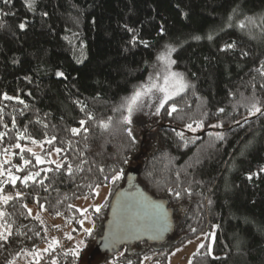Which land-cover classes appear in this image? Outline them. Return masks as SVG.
<instances>
[{
    "label": "trees",
    "instance_id": "1",
    "mask_svg": "<svg viewBox=\"0 0 264 264\" xmlns=\"http://www.w3.org/2000/svg\"><path fill=\"white\" fill-rule=\"evenodd\" d=\"M166 47L173 49L172 72L188 87L161 109L155 150L132 169L180 219L179 239L168 249L138 245L147 248L121 255L118 264H167L175 248L205 234L191 264H264V75L257 71L264 63V0H34L31 10L26 0H0V159L12 153L9 164L20 169L28 161L15 185L0 177V197H11L0 201V225L13 231L9 243L0 242V264H19L46 242L29 208L79 230L76 201L93 200L109 186L105 206L89 211L94 226L86 241L93 242L138 151L121 106L155 81ZM253 104L261 112L250 114ZM173 105L178 111L169 116ZM188 124L202 132L189 134ZM17 144L61 151L56 164L38 165ZM67 253L58 264H78Z\"/></svg>",
    "mask_w": 264,
    "mask_h": 264
},
{
    "label": "rangeland",
    "instance_id": "2",
    "mask_svg": "<svg viewBox=\"0 0 264 264\" xmlns=\"http://www.w3.org/2000/svg\"><path fill=\"white\" fill-rule=\"evenodd\" d=\"M170 47H166L160 57V74L156 77L155 81L151 85H157L162 87L164 85V76L168 74L169 71L172 72L171 68L167 69L168 61L171 60V51H169ZM167 69V70H166ZM148 87V86H147ZM182 93V92H181ZM177 96V95H176ZM176 96H173L175 98ZM163 98V93L159 92L156 88H153L152 91L143 96L140 101V107L138 110L134 111L132 114V123L127 124L128 129H131L133 135L136 140L137 154L130 161L127 170L135 168L137 166H141L142 162L146 160L151 154H153L156 147V127L160 124L159 114H156V107L159 106L160 99ZM171 100V99H170ZM169 101V100H168ZM166 101L165 104L168 102ZM164 104V105H165ZM127 115V112H126ZM189 134L196 136L202 132V129H189ZM20 151L23 148H18ZM30 149V151H29ZM23 150H26L28 153L35 156L36 163L38 165H54L58 160V153L53 152L51 154H43V146L42 145H33L31 147H26ZM15 156V155H14ZM12 153L4 155L0 159V172L3 175L5 182H9V175L19 178L18 173L21 172L22 168L26 166L24 163L20 168H16L11 166L9 163L13 160ZM39 156L42 162H37L36 157ZM8 161L9 163H4V161ZM124 173V176H125ZM121 178V176H120ZM16 180V181H17ZM120 180V179H119ZM125 180V179H124ZM124 182V181H122ZM12 184V183H11ZM122 185V184H121ZM111 193V188L109 186L100 187L95 191V198L93 200L88 198H81L74 204V208L78 211V209L83 210L87 209L86 212L81 214V211H78L82 216V223L80 224V229L76 230L72 226L65 225L64 222L59 218H51L43 213L42 210L37 209L36 207L29 208L31 211V215L37 218L44 230L46 235V242L40 245L32 254H28L26 257H21L18 260L19 264H58L57 262V254L55 253L56 248L59 244H63L65 241L71 244L70 250L72 252H78L77 256H74L78 264H118V258L127 253L134 254L140 251H145L147 246H142L141 249H137L136 246H128L122 249L120 254L107 255L97 250L98 239L103 235V229L99 230L98 234L93 238V242H87L86 237L89 234H86V230L93 229L94 221L92 220L89 211H95V208L105 206L107 203ZM180 219H176L175 223L177 224ZM103 227V225H102ZM54 229L58 230L62 235V241L58 240L54 237ZM3 228H0L2 231ZM209 238V235H201L196 238H193L189 241H186L184 244L175 248L171 254H169L167 259V264H189L192 257L197 253V251L201 248L206 240ZM213 235H210V241L213 242ZM179 237L176 235H172L168 238L167 242L164 246H154L155 250L158 249H168L170 246L175 244L178 241ZM56 241V243H53ZM47 250V251H45ZM57 255V256H56ZM108 257L110 260H107ZM158 257V256H155ZM163 257V255H162ZM139 264H150L148 258H143ZM154 264H159L156 262Z\"/></svg>",
    "mask_w": 264,
    "mask_h": 264
},
{
    "label": "water",
    "instance_id": "3",
    "mask_svg": "<svg viewBox=\"0 0 264 264\" xmlns=\"http://www.w3.org/2000/svg\"><path fill=\"white\" fill-rule=\"evenodd\" d=\"M123 181L107 207L97 250L114 255L128 246H164L176 233L174 211L146 192L136 169L128 170Z\"/></svg>",
    "mask_w": 264,
    "mask_h": 264
},
{
    "label": "snow or ice",
    "instance_id": "4",
    "mask_svg": "<svg viewBox=\"0 0 264 264\" xmlns=\"http://www.w3.org/2000/svg\"><path fill=\"white\" fill-rule=\"evenodd\" d=\"M5 2H9V0H5ZM33 4H34V0H26V6L31 10L32 7H33ZM19 27L21 29H24L25 28V24L24 23H21L19 25ZM241 27H243V24H241ZM129 31H131V29H129ZM194 39H197L199 40L200 37H194ZM209 39H211V37H209ZM136 40V37L134 36L133 37V42H135ZM146 43V42H145ZM227 47H232V45H228ZM169 51H173V49L169 48ZM172 64H175V60H169L168 61V64H167V69H170L171 65ZM166 69V70H167ZM257 71H260L261 72V75H264V63H262L261 65V69H258ZM63 73L61 72H57V76H62ZM188 85L185 83L184 81V77H183V74L182 73H178V72H171L169 71L167 75L164 76V85L162 87L160 86H157V85H149L148 87H145V86H141L139 89L135 90L133 92V94L126 98L125 100V103L121 106L122 108H124L127 112V115H124L123 116V119H122V123L123 124H131L132 123V114L134 111L138 110V108L140 107V101L142 99L143 96H146L148 95L153 88H156L159 92L163 93V98L160 99L159 101V106L156 107V114H159L160 112V108L164 107V104L166 101L172 99L173 96H176V95H179L181 92H183L185 90V88H187ZM262 87H264V85H262ZM5 99H13L12 97H8L5 95L4 97ZM20 103H23V101H19ZM178 109L175 105H173L170 110L168 111V115L171 116L174 112H177ZM220 112H223V109H220L219 110ZM261 112V109L260 107H257L255 104L252 105V111L250 114H255V113H259ZM92 117L89 116V119H91ZM111 119V118H109ZM85 122L84 121H80V124L83 125ZM13 126H15V124L13 123ZM201 124L200 123H197V127H200ZM101 127L102 128H106L108 127V124L107 123H101ZM187 127L189 129L192 128V125L191 124H188ZM211 127H219V125H211ZM72 133L75 135V134H78V129L76 128H73L71 129ZM127 134L131 140V143L132 144H135L136 143V140H135V137L133 135V132L131 129H127ZM178 135L183 138V133H178ZM211 135V133L209 134ZM3 136V133H0V138H2ZM20 137H18L19 139ZM218 138H222V137H219ZM55 138L53 137L52 140H54ZM52 140H49L47 141L48 143H51ZM32 143H37V141L33 140ZM17 148H20L21 146L19 144L16 145ZM23 151V149H21ZM30 151V149H29ZM55 151L57 153H59L61 151V149L59 148H56ZM5 152H7V149H5ZM37 159V162H42L40 160V157L37 156L36 157ZM128 161L126 160L125 163H127ZM4 163H9L7 160L4 161ZM24 163L27 164L28 161L27 160H24ZM61 167V164L60 163H57L56 165V168L57 170H59ZM68 173L71 174L72 172V168H71V165L68 166V169H67ZM101 171H103V169H101ZM261 171H264V168L261 169ZM39 173H36V175H38ZM0 175H3L2 172H0ZM252 175H255V174H251L249 175L248 179H252ZM33 176L31 174H29L27 177H25L24 179L25 180H28V179H32ZM9 181L15 185L16 183V180H17V177H14V176H11L9 175L8 177ZM120 179V175L117 173L115 175H113L112 177V180L115 181V180H119ZM47 190V189H45ZM19 193H17V197H19ZM174 195L179 198L180 196V193L179 192H175ZM9 199H11V197H7V196H4V197H0V201H2L3 203H7L9 201ZM41 208L44 207V205H40ZM71 207V206H69ZM78 211H81V214H83V212H86L87 209H83V210H80L78 209ZM95 211L96 212H99L100 211V207H97L95 208ZM28 215L31 216V211L29 210L28 211ZM57 215H59V213H57ZM5 216V213L4 212H0V218H3ZM82 223V222H81ZM0 228H3L2 231H0V242H3L4 244H7L9 243V237L13 235V231H12V228H11V225H0ZM193 231H195V229H193ZM86 234H91V230H86ZM53 243H56V241H53ZM200 247H203V245H201ZM47 251V250H45ZM69 253H65V255H68ZM73 256H77L78 255V252H72L71 253ZM53 264H55V261H53ZM189 264H191V262H189Z\"/></svg>",
    "mask_w": 264,
    "mask_h": 264
},
{
    "label": "built area",
    "instance_id": "5",
    "mask_svg": "<svg viewBox=\"0 0 264 264\" xmlns=\"http://www.w3.org/2000/svg\"><path fill=\"white\" fill-rule=\"evenodd\" d=\"M54 237L57 238L58 240L62 241L61 233L55 229H54ZM70 246H71V244H69L68 242L65 241L63 244H59V246L56 248L55 253L57 254V252H61L58 254H65L66 252L70 251V249H71Z\"/></svg>",
    "mask_w": 264,
    "mask_h": 264
},
{
    "label": "crops",
    "instance_id": "6",
    "mask_svg": "<svg viewBox=\"0 0 264 264\" xmlns=\"http://www.w3.org/2000/svg\"><path fill=\"white\" fill-rule=\"evenodd\" d=\"M31 208H33V207H31ZM32 216V215H31ZM32 217H34V216H32ZM35 218V217H34Z\"/></svg>",
    "mask_w": 264,
    "mask_h": 264
}]
</instances>
